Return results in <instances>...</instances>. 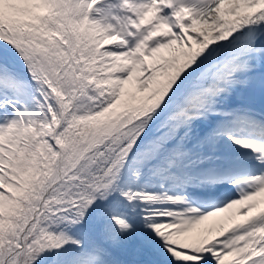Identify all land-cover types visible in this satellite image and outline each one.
Returning a JSON list of instances; mask_svg holds the SVG:
<instances>
[{
  "label": "snow or ice",
  "instance_id": "6c2138e0",
  "mask_svg": "<svg viewBox=\"0 0 264 264\" xmlns=\"http://www.w3.org/2000/svg\"><path fill=\"white\" fill-rule=\"evenodd\" d=\"M0 264H264V0H0Z\"/></svg>",
  "mask_w": 264,
  "mask_h": 264
}]
</instances>
